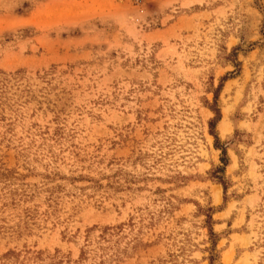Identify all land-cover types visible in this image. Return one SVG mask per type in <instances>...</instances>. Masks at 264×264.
<instances>
[{"label":"rangeland","instance_id":"1","mask_svg":"<svg viewBox=\"0 0 264 264\" xmlns=\"http://www.w3.org/2000/svg\"><path fill=\"white\" fill-rule=\"evenodd\" d=\"M0 264H264V0H0Z\"/></svg>","mask_w":264,"mask_h":264}]
</instances>
